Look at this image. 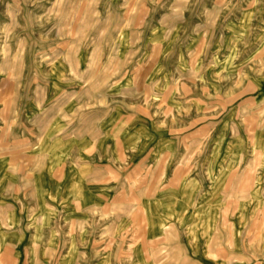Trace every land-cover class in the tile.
Listing matches in <instances>:
<instances>
[{
    "label": "rangeland",
    "instance_id": "rangeland-1",
    "mask_svg": "<svg viewBox=\"0 0 264 264\" xmlns=\"http://www.w3.org/2000/svg\"><path fill=\"white\" fill-rule=\"evenodd\" d=\"M115 103L123 125L134 118L151 138L175 137L174 176L147 185L151 165L123 145L109 175L90 167L89 181L109 178L103 202L45 201L35 176L56 149L41 144L51 119L64 128L79 110ZM222 168L228 180H214ZM4 169L25 182L12 190L17 213L0 223V264H196L198 248L264 264V0H0ZM169 181L183 191L162 201ZM153 196L172 223L149 240Z\"/></svg>",
    "mask_w": 264,
    "mask_h": 264
},
{
    "label": "crops",
    "instance_id": "crops-1",
    "mask_svg": "<svg viewBox=\"0 0 264 264\" xmlns=\"http://www.w3.org/2000/svg\"><path fill=\"white\" fill-rule=\"evenodd\" d=\"M78 112L80 114L73 116L71 123H68L69 121L67 120L64 128L58 121L55 120L54 123V120L51 119L50 127L46 129L47 134L45 133L42 136L41 144L47 142V144L55 145L56 148L52 149L51 147V152L54 154L51 157L50 166L47 170L45 169L44 173H38L35 176V183L38 189L44 194L49 192V196L43 197L45 201L53 202L56 199H65L66 204H74V206L79 208L103 202L111 192L109 178L91 179L89 181L90 167L105 175H109V171L116 169V162L121 161L123 145L129 146L132 153H136L135 156L133 155V160L142 159L146 161L147 165H151L146 167V174L150 177L146 180L147 185L150 182L155 183L154 176L161 175L162 172L161 176H164L166 170L169 171L171 176L176 173L177 169L175 167L172 168L173 171L171 169V172L167 169L168 164L175 156V153L172 152L175 146V137L165 134L157 138H151L146 135V131L138 125L137 119L134 120V118L126 119L123 125L122 105L118 103L79 110ZM90 124L92 125L90 126ZM145 139L147 141L148 139L149 141L151 140V143L147 152L143 153L139 151V146L144 144ZM94 150L96 153L93 154ZM90 156L100 158L101 161H91ZM158 166L161 168L159 169ZM136 169L139 170V167ZM8 171L10 170H1L0 174V209L5 210V208L12 207L14 210L13 214L2 217L0 223H9L17 213L15 210L20 207L21 197L20 195L15 196L14 193L17 190L22 191L21 186L25 182L23 173L11 175ZM217 171L219 172L215 174L214 180H218L223 175L227 176L228 180L231 175L228 169L223 170L222 168ZM212 173L214 174V171ZM213 174L212 176H214ZM215 184L216 181L209 185L210 191L215 190ZM68 190H75L80 194L73 197L69 195ZM59 191H65L66 194L58 195ZM181 191L183 190L175 189V186L169 181L160 189L161 196H163L162 201L176 199L173 193ZM10 192L13 194H10ZM153 199L154 196L145 201L146 208L144 209L147 224L146 235L149 240L162 238L166 233L164 232L165 229L172 223L169 218L170 214L159 212L157 208L159 204ZM177 200L174 207L180 206L178 205L180 200ZM176 214L175 212L174 215ZM21 223L18 219L16 224L20 226ZM6 234L8 233L2 228L0 230V239L5 240ZM194 245L196 246V244ZM198 249L194 251L196 264H228L227 261L223 263L220 257H210Z\"/></svg>",
    "mask_w": 264,
    "mask_h": 264
},
{
    "label": "bare ground",
    "instance_id": "bare-ground-1",
    "mask_svg": "<svg viewBox=\"0 0 264 264\" xmlns=\"http://www.w3.org/2000/svg\"><path fill=\"white\" fill-rule=\"evenodd\" d=\"M213 228V227H212Z\"/></svg>",
    "mask_w": 264,
    "mask_h": 264
}]
</instances>
